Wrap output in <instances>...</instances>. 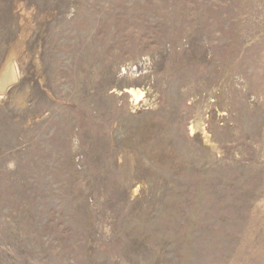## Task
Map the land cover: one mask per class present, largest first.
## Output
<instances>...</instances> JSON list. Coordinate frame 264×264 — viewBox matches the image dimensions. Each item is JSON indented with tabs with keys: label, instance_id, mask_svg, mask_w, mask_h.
I'll return each instance as SVG.
<instances>
[{
	"label": "rangeland",
	"instance_id": "rangeland-1",
	"mask_svg": "<svg viewBox=\"0 0 264 264\" xmlns=\"http://www.w3.org/2000/svg\"><path fill=\"white\" fill-rule=\"evenodd\" d=\"M0 264H264V0H0Z\"/></svg>",
	"mask_w": 264,
	"mask_h": 264
},
{
	"label": "bare ground",
	"instance_id": "bare-ground-1",
	"mask_svg": "<svg viewBox=\"0 0 264 264\" xmlns=\"http://www.w3.org/2000/svg\"><path fill=\"white\" fill-rule=\"evenodd\" d=\"M132 95H133V97H134L136 100L140 99V97H141V93H139V92H137V91H132Z\"/></svg>",
	"mask_w": 264,
	"mask_h": 264
}]
</instances>
